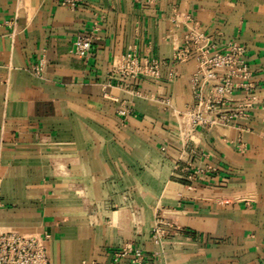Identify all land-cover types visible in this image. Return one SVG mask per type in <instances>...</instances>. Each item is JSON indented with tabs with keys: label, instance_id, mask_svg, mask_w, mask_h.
I'll use <instances>...</instances> for the list:
<instances>
[{
	"label": "crops",
	"instance_id": "0c3cea01",
	"mask_svg": "<svg viewBox=\"0 0 264 264\" xmlns=\"http://www.w3.org/2000/svg\"><path fill=\"white\" fill-rule=\"evenodd\" d=\"M190 24L246 45L247 116L191 124ZM130 46L160 78L111 75ZM0 230L48 233L50 264H131L127 243L147 264H264V0H0Z\"/></svg>",
	"mask_w": 264,
	"mask_h": 264
},
{
	"label": "built area",
	"instance_id": "2783aa9c",
	"mask_svg": "<svg viewBox=\"0 0 264 264\" xmlns=\"http://www.w3.org/2000/svg\"><path fill=\"white\" fill-rule=\"evenodd\" d=\"M188 27L185 43L175 58L181 60L193 57L197 66L191 77L194 102L186 109L191 124H228L247 116V109L250 107L247 100L253 98L255 84L250 80L252 70L246 57V45L236 39L219 43L200 30L196 24H190ZM92 43V34L79 33L75 37L72 52L80 58H86ZM44 63L42 58L33 66L36 75H42ZM160 67L161 61L141 60L136 48L130 46L113 66L111 75L119 76L122 81L144 74L160 78ZM168 75L173 79L177 76V71L172 68ZM237 90L247 94V99L234 105L233 95ZM118 113L126 116L130 110L123 106ZM187 169L188 178H195L196 172ZM153 231L154 241L159 244L168 234L169 227L159 219ZM49 237L48 233L0 230V264H50L47 245ZM126 256H130L131 264H147L143 250L130 243L114 253V262Z\"/></svg>",
	"mask_w": 264,
	"mask_h": 264
}]
</instances>
